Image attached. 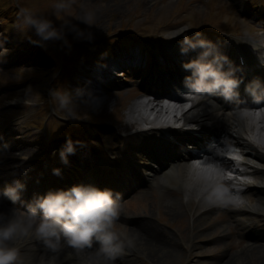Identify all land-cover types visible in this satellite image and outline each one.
Masks as SVG:
<instances>
[{
  "label": "rangeland",
  "instance_id": "1",
  "mask_svg": "<svg viewBox=\"0 0 264 264\" xmlns=\"http://www.w3.org/2000/svg\"><path fill=\"white\" fill-rule=\"evenodd\" d=\"M208 1L207 3L206 0H74L72 7L68 9L67 13L57 15L54 14L52 8L56 0H0V8L4 7L8 9L10 14L15 17L13 23L15 26L12 25L10 27L9 25H5L4 27H0L1 36L12 31L14 32V36L11 39L7 38V40H3L4 43L2 47L0 46L2 48L0 49V83L15 81L17 85L14 87H19L17 90H11L10 92L5 87L0 89V104H5V100H11L9 103L15 107L7 111L0 109V130L11 121L8 129L15 127L16 131L24 139L23 142H16L17 147L9 148L7 151L1 145L0 153L3 152L1 153L3 155L0 159L4 158L5 161L3 162H6V167H0V170L10 171L13 168H19L24 164L30 163H32V166H36L38 163L35 162L43 158V150H37L40 145L39 138L43 135L46 141L48 139L47 132H49L50 136L60 134L59 130L61 128L66 129L67 126L70 127L71 122L80 123L71 128V134H78L79 138L82 139L76 140L71 137L72 142L78 141L75 143L77 148L91 147L90 150L95 156L94 160L103 156L110 159V156L118 155L124 145L122 137L119 139L118 137L127 134L129 129L126 128L132 126L129 124L130 118H128L127 113L131 106L138 105L141 98L136 84L137 82L144 81V79L136 77L137 75H134L129 67L120 68L122 75L127 79L126 83H123L125 80L119 79L112 85L109 84L113 89L111 91L109 89H107L108 91L105 90L107 95L103 99V106L98 111L93 110L83 99H77L75 112L73 114H66L58 107L49 94L54 109L62 116V119L54 118L48 120L47 126L42 130L37 127L28 126L27 124L39 126L41 122H46V112H43L45 110H37V105L30 104L31 101H42L47 98V95L45 96L44 93L55 90L67 91L75 95L76 85L73 84L74 80L82 79L86 81V78L79 73L84 69L94 66L98 59L105 60L106 56L105 54L99 55L98 50L94 52L93 47H91L92 42L80 41L79 44L85 47L87 51L79 47L77 40L71 34L67 37L71 44L70 48L65 47L62 42L52 41L44 43L42 47L36 46L30 42V40L38 39L34 32L21 30L18 27L20 21L16 8H27L33 13L52 20L57 27L66 20H70L71 23L78 24L81 29L92 32L95 36V40L93 41L95 43L106 44V40L110 37L135 39L137 36L138 39L141 38L140 44L145 43L147 45L145 51H148L151 55L152 66L157 65V63L161 64L166 60H171V70L173 71L175 70L173 67L175 64L174 58H163L160 54L164 50H160L159 48L154 51L159 44L171 45L173 48L181 47V43L174 44L169 39L172 37L170 32L173 30L186 27L188 30L186 31V35L183 36L188 37H191L195 31L198 32L199 28H203L201 32L215 36L221 35L227 39L236 36V34H232L233 32L253 35L249 33L250 26L243 17L246 13H244L242 8L237 7L238 10L242 11L241 13L234 8V0ZM203 10L206 12L203 13ZM85 11H92L94 13V22L91 27L79 23ZM209 23L211 24L210 26ZM211 26L217 27L219 30H226V32L217 31V28L213 29ZM136 42H139V40H136ZM119 46L120 43L117 40L107 47H110L109 51L111 49L114 51ZM120 48L122 47L120 46ZM32 49L35 51L33 52ZM43 52L46 55L55 57L49 58ZM58 54H63L61 61L66 62L67 60V68H69L71 63H73V66L71 70H68V75L64 71V75L60 79L62 85L59 84L57 87H54L52 78H55L56 75H52L57 73L56 68L59 67L57 65L60 62V55ZM36 55L39 56L35 57ZM82 62H88V64L83 65ZM126 71L127 73H125ZM37 74L40 75L38 78L30 79L27 85L21 88L20 84L26 76H35ZM147 77H150V75ZM45 101L47 105V100ZM25 105L27 106L25 107ZM49 105L47 106L48 109ZM141 111L143 112L144 110ZM11 117H14L13 119L19 118L21 120L20 124H17L16 120H11ZM95 117H97V120L104 121L102 123L103 126H101L104 127L101 138L95 137L96 135L91 129L92 127H96V125L88 123L89 120H94ZM114 117H117L116 121H113L112 118ZM63 122L68 123V125ZM85 133L87 134L84 135ZM60 138L62 142L67 140V138H63L62 136ZM94 138L99 140L100 148L99 146H93L92 142L89 141ZM49 145L48 156L56 155L54 150H58L56 149L58 143L49 142ZM83 152H86V150H83ZM77 153L76 151L71 157L68 156L69 162H72V165L69 166H71L70 169L73 172H76L74 167L77 166L74 164V161L78 160L77 156L79 154ZM90 157L91 155L80 158V160L85 161L84 159L86 158L87 161L91 159ZM151 188H144L138 191V193L129 192L119 202L121 216L128 217V219L119 217L113 227V231L118 235L116 244L119 246V250L127 249V244L124 241L130 236L129 229L136 227V224L133 223L134 220L140 221L142 218L146 219L144 216H149L150 214L152 216L149 218L152 219L157 231L164 236L170 235L175 241L174 228L168 226L169 216L164 212L165 199L161 198V193L156 187ZM170 195L168 199L174 203L177 202V205H179L176 191ZM216 214L217 211L215 210L207 215L214 218L215 223H213L211 228L198 233L197 242L193 245L190 252H187L189 250L187 243L181 241L176 256L168 260L166 264H264V216H261V218L255 217L257 222L254 226H251L252 232L256 236L258 235V239H255L246 235L244 230L240 229L229 217V213L227 214L229 217H227L228 221L222 220V217L219 214L216 216ZM129 217L132 220H129ZM182 221L183 219L178 217V222L175 224L176 230L184 228L185 225ZM221 228L226 231V234L217 237V233ZM230 228L233 231L232 233L230 232ZM243 237H249L250 241L243 239ZM17 246L21 249V264H25L22 256L25 251L29 250L30 246ZM246 248H253V251L249 250L251 253H245L227 263L228 258ZM99 253L102 254V258L104 259L110 258V255H106L105 251ZM126 258H128V263L130 264H154L151 260H147L144 256L137 254L127 255ZM110 261L115 260L112 259ZM117 262L118 264H123L119 261Z\"/></svg>",
  "mask_w": 264,
  "mask_h": 264
},
{
  "label": "clouds",
  "instance_id": "2",
  "mask_svg": "<svg viewBox=\"0 0 264 264\" xmlns=\"http://www.w3.org/2000/svg\"><path fill=\"white\" fill-rule=\"evenodd\" d=\"M73 2L74 0H56L52 5L54 14L67 13ZM18 19L21 30L34 32L38 39L30 42L36 46L42 47L44 43L52 41L62 42L65 47L70 48L71 44L67 39L69 34L77 41L91 43L95 40L92 32L81 29L70 20L57 27L52 20L24 7L19 8ZM93 22L92 11H85L79 21L87 27H91ZM187 30L186 27L177 29L171 38L183 35ZM196 49H201L196 59L183 64L184 69L190 72L185 78L186 86L198 94L219 95L225 100L238 97L237 89L242 80L236 78L237 69L232 66L228 57L220 53L212 41L202 38L200 33L193 37L184 36L181 53L186 55ZM253 83L258 85L259 81ZM50 95L66 114L75 112L77 99H83L95 111L103 106V98L83 89H76L75 95L60 90L52 91ZM74 153L73 142L67 140L60 150L62 162L67 164L68 156ZM53 174L60 175V170L54 169ZM24 190L25 185L16 180L0 191V200L7 199L15 204L21 200ZM17 211L12 209L10 212H0V264H21L20 248L17 244L33 236L53 250L61 239L73 248L91 246L95 240L105 252L119 250L116 244L118 235L113 231L120 216L119 193L100 190L94 186L75 185L37 197L28 204L27 211L21 214H17Z\"/></svg>",
  "mask_w": 264,
  "mask_h": 264
},
{
  "label": "bare ground",
  "instance_id": "3",
  "mask_svg": "<svg viewBox=\"0 0 264 264\" xmlns=\"http://www.w3.org/2000/svg\"><path fill=\"white\" fill-rule=\"evenodd\" d=\"M235 1H238L244 7L249 6L243 0ZM247 12L249 17L253 20L262 19L259 13L257 14L249 8ZM261 26H263V24L259 23L256 29L262 28ZM173 33H175V31H173ZM228 45V52L225 55L228 57L231 64L235 63L238 54L248 55L251 53L249 49L245 48V44L242 41L230 40ZM129 56H131L130 61L136 60L133 54H128L127 57ZM127 57L120 58L119 60L121 63L118 64L124 63ZM114 64L117 65V61L114 60ZM225 67H227V65H225ZM100 71L103 72V69H100ZM85 72L90 75L94 70L88 69ZM169 74L180 76L182 78L189 76L186 73L178 71ZM157 84L158 86L163 84L161 77L158 79ZM215 100L216 99L201 96L194 104V108L184 113V122H186L188 126L193 127L191 128L193 131L196 130L200 133H205L206 138L208 136L221 134L219 137H229L232 142L239 144L243 148L245 154L244 164L247 168L246 174L252 177V179L244 183V185L248 194L253 196L254 199L248 197L245 201L241 202L239 206L232 207L230 211L233 213V222H235L240 229L244 230L245 233L258 239V235L256 236L250 231V227L255 217L264 216V137L257 135L259 141H256L257 143L252 141V139L247 136L249 130V118L243 117L237 111L225 112L221 110ZM155 106H158V104H155ZM139 110L140 109L137 105H133L127 113L128 118H130L129 124L139 128L135 134L131 137H127V139H131L132 137L137 138V140L132 143L131 151L133 158L131 160L132 164H129V166L133 164L139 165L141 163V167L144 165L142 170L153 175L151 177V185L156 187L161 193V198L165 199L164 212L166 215L176 218H185L183 210L185 206H189L196 214L192 219L193 228H202L203 224L206 225V228H211L213 223H215V219L206 220V218L209 217L206 215L215 207L213 204L219 202L221 204L225 203L221 202L218 198L216 199L211 194L210 187H206L204 192H200V185L202 182L196 181L192 178V175L188 172L187 164L182 159L183 154L186 151L184 149L187 143L177 135H174L177 143L167 142L176 150L175 152H171L170 150L163 151L161 156L162 162L155 163L149 161V156H151L152 161H155L156 159L154 155H150V149L152 144L156 142L154 139L157 137L149 135V132L142 128V124L149 120L145 116H140ZM135 113H138L140 117H137ZM263 120L264 116L260 115L258 121L261 122ZM156 121V119H153L151 122L154 123ZM165 132L166 131H160L159 134L162 135L165 134ZM4 138L3 145L7 147L12 141L10 142V137L6 138L5 136ZM7 140L9 141L8 143ZM167 143H163V145L167 146ZM10 145L11 144H9V146ZM83 150L87 151L88 149L83 148ZM88 153L90 154V151ZM173 153L177 156L174 157V160H178V162H174L171 166H163L158 169L163 162L167 161V156H173ZM228 165L229 162H226L224 166ZM94 176L95 174L88 173L91 184H94ZM174 191L178 194L179 205H177V202L174 203L172 200L168 199L169 196H171L170 194H173ZM181 198H185V200H182ZM0 212L10 211L7 208H4L2 211L0 210ZM150 216H152V214L144 216L146 219L142 218L140 221L134 220L133 223L136 224V227L129 229L130 236L126 245L127 249H121L118 251L109 250L106 252V255H110V258L107 259L102 258V254L99 252H102L103 250L101 249V245L95 240H93L91 246L84 245L80 248H73L68 246L63 239L60 240L55 250L46 246L40 253L28 250L25 251L22 258L24 259L25 264H118L117 261L123 264H130L128 263V258H126V256L137 254L143 255L147 260H151L154 264H166L168 260L176 256L179 250V245L177 240L174 241V238L170 235L164 236L159 233L156 226L153 224L152 219L149 218ZM222 220L225 221L227 219L223 217ZM219 232H221V236L226 234L225 230ZM185 238L187 237L184 235V239ZM43 245L45 244H35V246H38V250ZM253 248H246L238 254H234L227 259V263H230L233 259H236L245 253H251L249 250L253 251ZM109 259L115 261H110Z\"/></svg>",
  "mask_w": 264,
  "mask_h": 264
}]
</instances>
